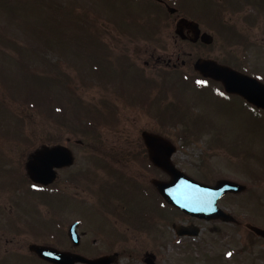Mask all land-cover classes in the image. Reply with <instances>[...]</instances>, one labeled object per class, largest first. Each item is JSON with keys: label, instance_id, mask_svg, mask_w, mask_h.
Masks as SVG:
<instances>
[{"label": "rangeland", "instance_id": "obj_1", "mask_svg": "<svg viewBox=\"0 0 264 264\" xmlns=\"http://www.w3.org/2000/svg\"><path fill=\"white\" fill-rule=\"evenodd\" d=\"M124 9L125 0H0V264H48L28 250L34 242L89 258L117 252L116 264H144L146 252L160 264H264V238L216 220L177 238L172 223L186 217L141 195L140 180L168 177L149 166L140 133L151 130L176 145L173 162L194 178L248 185L258 198L219 204L264 227V112L216 97L220 84L195 78L196 56L157 65L148 47L157 40ZM240 30L252 53L228 37L203 51L230 63L245 52L264 76V26ZM146 95L149 109L139 105ZM42 143L66 144L75 158L50 193L24 169ZM143 201L155 218L141 227ZM74 220L80 243L71 246Z\"/></svg>", "mask_w": 264, "mask_h": 264}, {"label": "flooded vegetation", "instance_id": "obj_2", "mask_svg": "<svg viewBox=\"0 0 264 264\" xmlns=\"http://www.w3.org/2000/svg\"><path fill=\"white\" fill-rule=\"evenodd\" d=\"M124 10L130 16L133 15L132 18H128L130 26L138 27L141 33L150 34L149 37H154L157 40L156 43L148 45L150 48L149 58L154 59L157 65H167L170 69L177 68L178 63L175 62L176 60H180L181 65H183L184 59L189 57L212 58L203 49L209 48L217 37L235 38L240 41L247 52L252 53L255 48L250 47L249 41L244 39L245 37L240 28L264 26V0H125ZM138 21L139 23H137ZM240 55L242 59L235 63L222 62L235 69L248 71L250 67L246 63V61H249L248 55L245 52ZM139 183L142 185L141 195L145 198L153 196V201L159 206L160 202L158 203V201H161L162 197L151 179V187H147L144 181L140 180ZM248 191L247 196L252 195L253 198H258L257 193L250 192V189L246 188L238 193H226L221 199L243 195ZM131 192L136 193L135 190ZM142 206L144 210L139 216L143 220L141 227L144 226V221L147 224L152 218H155L151 209L153 205L150 206L149 211L146 201L142 202ZM236 212L239 211L236 210ZM230 213L234 216V220L220 219L216 221L221 225H232L239 229L244 228L251 233V228L248 226V223L252 224L250 220L243 219L241 216V218H238L231 211ZM184 217H186L184 224L206 221L186 215ZM29 245L30 243L27 247ZM113 253V257H116L117 262L118 254L117 252ZM145 257L149 258L151 264H160L157 262L154 253L146 252ZM143 260L145 261V259Z\"/></svg>", "mask_w": 264, "mask_h": 264}, {"label": "water", "instance_id": "obj_3", "mask_svg": "<svg viewBox=\"0 0 264 264\" xmlns=\"http://www.w3.org/2000/svg\"><path fill=\"white\" fill-rule=\"evenodd\" d=\"M195 69L205 77L220 81L226 92L238 94L255 106L264 108V84L259 80L239 73L212 59L197 60ZM142 137L147 147L149 158L171 176L169 181H155L165 200L191 215L203 218L221 217L222 210L218 209L216 211L214 206L212 208L203 207L205 185L186 176L175 168L170 161V156L175 150L172 143L165 137L149 131H143ZM72 162V153L66 146L60 144L42 146L30 155L29 160L26 162V168L34 181L46 184L54 179V168L69 165ZM227 184L237 185L242 188V185L234 184V182L229 180H219L214 187L217 190L234 189V187L227 186ZM218 194L214 195L213 204L216 203ZM252 229L258 235L264 236V229L256 226H253ZM197 232V230L189 231L191 234H196ZM31 249L35 250L39 256L57 264H74L76 261H84L89 264H107V258L111 260V257L88 260L80 255L58 251L52 247L42 245H32Z\"/></svg>", "mask_w": 264, "mask_h": 264}]
</instances>
